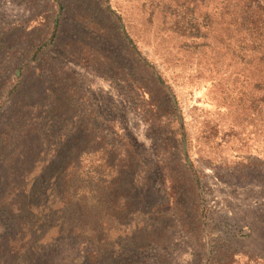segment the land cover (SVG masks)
Returning <instances> with one entry per match:
<instances>
[{
    "label": "rangeland",
    "instance_id": "1",
    "mask_svg": "<svg viewBox=\"0 0 264 264\" xmlns=\"http://www.w3.org/2000/svg\"><path fill=\"white\" fill-rule=\"evenodd\" d=\"M225 4L0 0V264H264V70ZM77 149L123 171L91 243L53 196Z\"/></svg>",
    "mask_w": 264,
    "mask_h": 264
},
{
    "label": "trees",
    "instance_id": "2",
    "mask_svg": "<svg viewBox=\"0 0 264 264\" xmlns=\"http://www.w3.org/2000/svg\"><path fill=\"white\" fill-rule=\"evenodd\" d=\"M225 9L229 19L227 29L236 37L233 42L240 41L242 50L249 51L247 61L249 64L255 61L257 68L264 70V0H226ZM83 154L90 153H83L77 149L66 156L65 165L57 171L56 178L60 185L54 188L53 196L54 199H60L63 205H72L73 202L78 209L85 208L88 212L95 210L87 215L83 214L82 210L78 216V223L74 224L79 230V235L91 243L96 238L98 228L105 229L104 226L113 216L109 213L110 206L116 209L120 205V201L109 198L110 192L107 194V191H103L111 189L123 171L121 167L119 169L112 167L111 170H106L105 174L100 166L84 170ZM103 155L104 159H107L106 162L115 163V152H107ZM23 187L14 185L8 192L6 200L13 194L12 192L26 194V189ZM12 203L16 206L15 202ZM29 206L31 209L36 207L33 203H29ZM103 211H106V214ZM16 224L19 231L12 240L22 250L28 245L26 239L32 236L33 222L25 215L18 219Z\"/></svg>",
    "mask_w": 264,
    "mask_h": 264
}]
</instances>
